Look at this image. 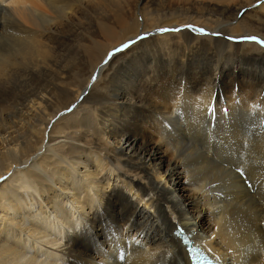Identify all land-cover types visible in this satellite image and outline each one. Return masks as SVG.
I'll return each instance as SVG.
<instances>
[{"label":"bare ground","instance_id":"obj_1","mask_svg":"<svg viewBox=\"0 0 264 264\" xmlns=\"http://www.w3.org/2000/svg\"><path fill=\"white\" fill-rule=\"evenodd\" d=\"M257 3L0 0V264H190L177 227L221 264H264V48L241 41L264 40Z\"/></svg>","mask_w":264,"mask_h":264},{"label":"snow or ice","instance_id":"obj_2","mask_svg":"<svg viewBox=\"0 0 264 264\" xmlns=\"http://www.w3.org/2000/svg\"><path fill=\"white\" fill-rule=\"evenodd\" d=\"M260 4H264V0H258L257 5H254V7H259ZM239 15L243 16L244 13L241 12V13H239ZM189 27H190V30L193 32H199L201 35H209V33H207L204 29H196V28H192L191 26H189ZM159 31L161 33H167L170 31L179 32V31H181V29L163 28V29H160ZM211 35L219 36L221 34L216 32V33H211ZM138 39L142 40V39H146V37H138ZM228 39L233 40L235 38L228 37ZM241 41L254 43V44L259 45L260 47L264 48V40L260 39L257 36H245V37L241 38ZM136 42L137 41H131L130 43L123 45L121 48H117L113 52H110L108 54V59H106L104 61V63L107 64L109 62V59H111L117 53L124 51V49L130 48L132 46V44H135ZM92 80H93V82H95V80H96L95 75L92 77ZM75 107H76V105H73L72 108L67 109V111L71 112V111H73V109ZM210 112H212L214 114L215 109L211 108ZM225 112H227V110H225ZM261 124H264V120L261 121ZM235 172L238 174L241 182L244 185H246L248 189H253L255 187V185L251 182V177L246 173L243 166L236 167ZM8 176H12V173L9 172ZM8 176H0V183H3L4 181H6L8 179ZM34 190H35V185L32 184L30 179H26L25 181H23L22 186L19 188V191L22 193H25V194L32 193V192H34ZM172 236L179 239L180 242L183 244L184 250L187 254V260L190 261L191 264H213V260L210 259L209 256L206 255L205 252L201 250V247L199 246V244H196L190 238V236L185 234V230L183 228H179V227L175 228L174 231L172 232ZM169 238L171 239V237H169ZM211 238L215 239L214 236H212ZM133 243L136 245H140L141 248L144 247V245L141 244V241L139 239L133 238ZM208 251L210 252L211 249H208ZM149 255H150V257L155 256L154 253L149 254ZM169 255H171V253H169ZM119 260L121 262L127 261V256H126L125 252L121 251L119 253ZM214 260H215V264H221L222 257L220 255H215ZM127 264H131V262L128 261ZM229 264H231V262H229Z\"/></svg>","mask_w":264,"mask_h":264},{"label":"rangeland","instance_id":"obj_3","mask_svg":"<svg viewBox=\"0 0 264 264\" xmlns=\"http://www.w3.org/2000/svg\"><path fill=\"white\" fill-rule=\"evenodd\" d=\"M199 28H202V27H199ZM199 28H197V29H199ZM106 37V36H105ZM104 36H103V38L101 37V38H99L100 40L99 41H101V40H105L106 41V43H107V37L105 38ZM102 42H104V41H102ZM105 43V44H106ZM100 44V43H99ZM104 43H101L100 45H103ZM76 55V54H75ZM72 58H74V56L72 55L71 56V58H69L70 60L72 59ZM75 60V59H74ZM74 60H72V61H70V62H73ZM141 64V63H140ZM136 67H139V64L136 66ZM76 108V107H75ZM74 108V109H75ZM73 109V110H74ZM1 110V109H0ZM72 112V111H71ZM4 113V111H0V114L2 115ZM95 113H89V115H90V117H91V121H92V124L94 125V126H97V121L98 120H96V116L94 115ZM63 120V119H62ZM62 120H59V123H61V121ZM103 139H102V141H105V136H103L102 137ZM63 143H61V144H57V145H51V146H49L48 147V149H47V151H46V154H52L53 153V151H54V149H58L59 148V145H62ZM51 147V148H50ZM52 148H54V149H52ZM51 150V151H50ZM88 150H90V158H92V159H95V158H102L103 159V157H104V154H105V151L104 150H99V149H95V148H92V146H88ZM95 153V154H94ZM97 155V156H96ZM83 156V155H82ZM81 156V157H82ZM96 156V157H95ZM101 156V157H100ZM87 163V162H86ZM102 165H103V168H105V169H103V171H102V173L100 174V176H98L99 178L100 177H102V176H104L107 172H109V167H108V164H107V161H103L102 162ZM50 166V165H49ZM81 167H83V165H81ZM52 168H54V165H51L49 168H47V172H48V174H49V171H51L52 170ZM112 168V167H111ZM49 169V170H48ZM87 169H89V171H92L94 168H89V167H85V168H83L82 169V172L84 171H87ZM120 169V168H119ZM56 170H58V168L57 167H55V171ZM46 171V170H45ZM120 171H122V170H120ZM117 174V172H114L113 173V175H116ZM112 175V176H113ZM111 176V177H112ZM51 177V176H50ZM77 179L78 180H81V177L79 176H77ZM135 179H137V178H135ZM53 180V179H52ZM114 180L115 181H112V179H111V183L109 184V186H108V189H110L111 188V186H112V182H113V186L114 185H116L117 187H119V188H122L123 189V192H125V193H128L129 194V196H131L132 197V200L133 201H138L139 199H140V197H139V199H138V197H136V193L134 192V191H131L130 193H129V190H128V187H127V185H126V180H124V179H122V178H119V179H116V178H114ZM49 181H51V180H49ZM83 181H85V177H84V179H83ZM160 183H165V179L164 178H160ZM86 182H88V180L86 181ZM51 186H53L54 187V184H53V182H51V184H50ZM40 187V184L38 185V188ZM105 187H107V186H105ZM71 191V190H70ZM82 191V190H81ZM87 192H88V194H90V195H96V196H98V194H99V190L98 191H95L94 192V189L92 190V189H90V188H88L87 189ZM72 191L70 192V196L72 195ZM85 193L86 192H84V193H81V194H79V195H77V196H80V197H82V196H85ZM35 195V200L33 199L32 201L33 202H36V200L37 201H41L40 200V198H39V196L37 195V194H34ZM42 197H44V196H41V198ZM98 198H99V196H98ZM71 199V200H70ZM70 199H68L69 201H67V202H65V204L67 205V207H68V205H69V208H70V210H71V212H72V214H74L75 212V214L73 215L74 217H73V220H75L76 222H77V224H78V226H81V222L83 221V222H86V214H87V211L88 210H86V206H84L83 208L82 207H80V206H82L80 203H77L76 201H72V198H70ZM84 200V197L83 198H81L80 199V202L81 201H83ZM56 202H59L60 203V199H56ZM146 202H148L146 199L145 200H141V202H140V204H139V206H143V205H147V203ZM73 203V204H72ZM36 204V203H35ZM80 204V205H79ZM75 205V206H74ZM83 210H85V213H84V211ZM83 211V213H81ZM49 212H52V210L51 211H49ZM83 215V216H82ZM50 217H52V218H55V212L54 213H51V215H50ZM84 217V219H82ZM57 220H59V218H57ZM58 222V221H57ZM65 228H67L66 226H64ZM65 231H67V230H65ZM37 236H39V235H37ZM25 237H29V236H27V235H25ZM56 239V238H54V236L53 235H51V238L50 239ZM32 240H34V241H36L35 239H32Z\"/></svg>","mask_w":264,"mask_h":264}]
</instances>
